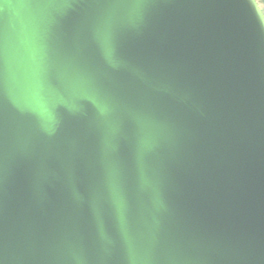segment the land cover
Listing matches in <instances>:
<instances>
[{
    "label": "water",
    "instance_id": "1",
    "mask_svg": "<svg viewBox=\"0 0 264 264\" xmlns=\"http://www.w3.org/2000/svg\"><path fill=\"white\" fill-rule=\"evenodd\" d=\"M103 7L82 0L60 21L33 0H0V262L148 264L126 249L131 232L158 240L155 264H264L257 1L148 0L110 63L87 32ZM72 58L111 96L107 115ZM119 120L154 127L150 157L127 131L113 142Z\"/></svg>",
    "mask_w": 264,
    "mask_h": 264
},
{
    "label": "snow or ice",
    "instance_id": "2",
    "mask_svg": "<svg viewBox=\"0 0 264 264\" xmlns=\"http://www.w3.org/2000/svg\"><path fill=\"white\" fill-rule=\"evenodd\" d=\"M43 10L56 20L67 21L78 18L82 0H33ZM104 7L90 10L87 21V32L95 45L104 54L105 60L111 62L110 58H116L120 54V39L122 34L142 24L147 15L148 0H103ZM7 68V51L0 40V92L2 81ZM69 72L73 79L83 81L90 87L95 88L102 103L105 105L101 115H107L112 106V98L100 86L94 72L85 63L72 58ZM119 134L113 136V142L119 144L125 131L129 132L135 139L136 145L146 157L158 146V136L154 127L146 124L138 125L135 121L126 123L117 121ZM150 140V146L145 143ZM118 162V154H117ZM113 189L122 190L119 177H113L111 181ZM115 203V201H114ZM158 240L154 237L149 241L138 238L134 233H125V247L136 258L145 260L148 264H155L157 258ZM2 250V249H0ZM88 254L82 257L84 264L88 262ZM2 264V262H0Z\"/></svg>",
    "mask_w": 264,
    "mask_h": 264
},
{
    "label": "built area",
    "instance_id": "3",
    "mask_svg": "<svg viewBox=\"0 0 264 264\" xmlns=\"http://www.w3.org/2000/svg\"><path fill=\"white\" fill-rule=\"evenodd\" d=\"M264 15V0H256Z\"/></svg>",
    "mask_w": 264,
    "mask_h": 264
}]
</instances>
